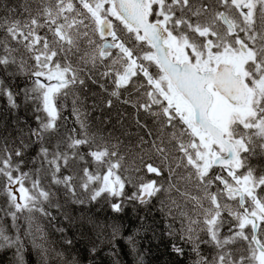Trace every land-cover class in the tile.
<instances>
[{"label":"snow or ice","instance_id":"obj_1","mask_svg":"<svg viewBox=\"0 0 264 264\" xmlns=\"http://www.w3.org/2000/svg\"><path fill=\"white\" fill-rule=\"evenodd\" d=\"M144 239L264 264V0H0V264Z\"/></svg>","mask_w":264,"mask_h":264},{"label":"trees","instance_id":"obj_2","mask_svg":"<svg viewBox=\"0 0 264 264\" xmlns=\"http://www.w3.org/2000/svg\"><path fill=\"white\" fill-rule=\"evenodd\" d=\"M95 210L98 211L102 219H111L114 215L110 212V210L104 208L102 205L97 206V209ZM117 219L121 224L124 225L125 234L134 232L137 225L139 224V221L131 213L130 210ZM159 219L160 217L157 215V220ZM140 235L142 236L143 233L141 232ZM141 250L145 252V255L143 257V264H160V258L165 253V243L158 240H152L150 244L149 239H144ZM120 251L122 264H136L137 257L129 251L128 246L123 241L120 242Z\"/></svg>","mask_w":264,"mask_h":264}]
</instances>
